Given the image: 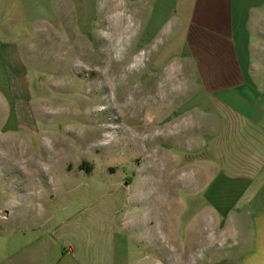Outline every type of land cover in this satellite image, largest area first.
<instances>
[{"label": "rangeland", "instance_id": "obj_1", "mask_svg": "<svg viewBox=\"0 0 264 264\" xmlns=\"http://www.w3.org/2000/svg\"><path fill=\"white\" fill-rule=\"evenodd\" d=\"M76 10L22 47L14 118L0 105V202L72 222L120 208L129 264H246L256 235L215 197L227 125L196 67L166 35L147 38L126 0Z\"/></svg>", "mask_w": 264, "mask_h": 264}, {"label": "crops", "instance_id": "obj_2", "mask_svg": "<svg viewBox=\"0 0 264 264\" xmlns=\"http://www.w3.org/2000/svg\"><path fill=\"white\" fill-rule=\"evenodd\" d=\"M90 1L0 0V105L7 118H14L8 107L22 87L17 74L27 65L28 37ZM126 1L147 24V38L166 35L169 48L180 50V67H196L222 109L227 127L217 146L213 191L217 200H232L235 216L243 211L256 235L246 264H264V0ZM34 205L0 202V264L130 263L118 246L120 208L86 212L74 225Z\"/></svg>", "mask_w": 264, "mask_h": 264}, {"label": "trees", "instance_id": "obj_3", "mask_svg": "<svg viewBox=\"0 0 264 264\" xmlns=\"http://www.w3.org/2000/svg\"><path fill=\"white\" fill-rule=\"evenodd\" d=\"M85 168H87V171L90 173L91 170L88 169V165L86 163L82 164V169L85 170Z\"/></svg>", "mask_w": 264, "mask_h": 264}, {"label": "bare ground", "instance_id": "obj_4", "mask_svg": "<svg viewBox=\"0 0 264 264\" xmlns=\"http://www.w3.org/2000/svg\"><path fill=\"white\" fill-rule=\"evenodd\" d=\"M129 109H131V108H129ZM125 110H126V108H125ZM130 113H131V111H130Z\"/></svg>", "mask_w": 264, "mask_h": 264}]
</instances>
